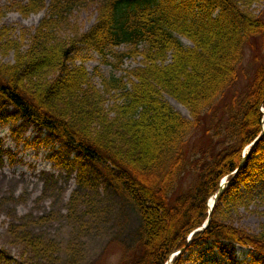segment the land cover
I'll return each mask as SVG.
<instances>
[{
	"label": "trees",
	"instance_id": "trees-1",
	"mask_svg": "<svg viewBox=\"0 0 264 264\" xmlns=\"http://www.w3.org/2000/svg\"><path fill=\"white\" fill-rule=\"evenodd\" d=\"M248 2L27 0L18 2L24 17L48 10L39 25L20 31L16 39L5 38L8 31L0 29V52L14 50V62L0 63V119H23L73 148V158L55 155L61 156L56 158L60 166L77 170L79 188L92 185L91 167L132 200L143 235L140 254L127 264H165L174 251L185 248L172 263L184 264L186 251L199 243L206 248L194 264L217 262L215 254L204 256L216 249L228 264H241L237 244L254 248L247 264H264V223L253 232L229 220L234 209L248 207L256 198L264 204V135L240 166L244 149L263 131L264 62L219 149L204 154L203 162L187 160L184 152L204 113L237 78L248 40L261 36L264 50V19ZM90 5L96 7L97 20L85 31L73 21L75 11ZM123 45L128 49L119 50ZM83 48L124 74L107 77L96 68L103 87L98 86L83 63L89 58L80 54ZM138 57V66L123 67L125 59ZM165 94L183 103L192 118H184ZM189 171L194 176L189 190L178 194L180 177ZM227 175L229 186L209 225L189 243L188 236L209 215V198ZM14 233L33 244L23 231Z\"/></svg>",
	"mask_w": 264,
	"mask_h": 264
},
{
	"label": "rangeland",
	"instance_id": "rangeland-1",
	"mask_svg": "<svg viewBox=\"0 0 264 264\" xmlns=\"http://www.w3.org/2000/svg\"><path fill=\"white\" fill-rule=\"evenodd\" d=\"M26 1L0 0V29L5 27L8 31L5 38L16 39L22 30H33L48 14L45 8L24 17L17 8L18 2ZM45 1L49 4L51 0ZM250 1L248 8L264 19V0ZM75 16L74 24L86 31L97 20L96 7L90 5L77 10ZM28 39L22 40L24 46ZM183 40L191 44L187 38ZM118 49L128 47L123 45ZM80 54L89 57L83 63L100 87L103 86L95 74L96 68L107 77L124 74L123 70L103 62L92 50L83 48ZM140 60L141 57L125 59L123 67L131 69L138 66ZM9 62H14V50L2 49L0 63ZM263 62L262 38L252 37L244 46L237 78L204 113L200 127L187 137L184 148L187 160L203 162L204 154L210 155L217 147L219 149L229 120L244 104L255 72ZM81 63V59L76 61L78 65ZM165 98L184 118H192L183 103L168 94ZM171 98L182 108H177ZM56 152L69 158L75 154L63 140L50 138L46 130L34 124L23 119H0V264H127L133 260L140 254L143 235L141 216L135 204L113 190L103 175L89 166L92 185L79 188L77 170L70 172L60 166L56 158L61 156L55 155ZM193 179L190 171L183 174L176 192L188 191ZM229 220L259 232L264 223V204L256 198L250 206L234 209ZM13 225H19L20 230L12 231ZM20 231L34 240L32 245L28 246L14 233L20 234ZM205 248V243H199L193 250L186 251L184 256L189 259L184 264H194ZM215 253L217 262L212 264L229 263L227 256L217 250L208 251L204 256L209 259ZM235 254L241 264L251 259L249 246L237 245Z\"/></svg>",
	"mask_w": 264,
	"mask_h": 264
},
{
	"label": "water",
	"instance_id": "water-1",
	"mask_svg": "<svg viewBox=\"0 0 264 264\" xmlns=\"http://www.w3.org/2000/svg\"><path fill=\"white\" fill-rule=\"evenodd\" d=\"M256 141H258V139L256 140ZM256 143V142H255ZM237 172V171H236ZM229 182H227L226 183V185L228 184ZM226 186L225 185H221V187H220V189H219V191H218V193L219 192H223V190H224V188H225ZM215 203H216V201L214 202V205H215ZM209 222H210V216L208 217V220H207V222H206V224L204 225L205 227L209 224ZM168 264H170V262L168 263Z\"/></svg>",
	"mask_w": 264,
	"mask_h": 264
},
{
	"label": "bare ground",
	"instance_id": "bare-ground-1",
	"mask_svg": "<svg viewBox=\"0 0 264 264\" xmlns=\"http://www.w3.org/2000/svg\"><path fill=\"white\" fill-rule=\"evenodd\" d=\"M171 101L175 104V106H176L177 108H182V107L180 106V104H179L176 100H174V99L171 98ZM211 202H212V199H211ZM250 256H251V258H252V253H250ZM247 257H248V256H247Z\"/></svg>",
	"mask_w": 264,
	"mask_h": 264
}]
</instances>
